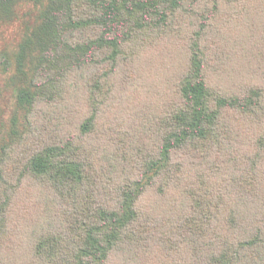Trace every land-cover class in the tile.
<instances>
[{"label":"trees","instance_id":"1","mask_svg":"<svg viewBox=\"0 0 264 264\" xmlns=\"http://www.w3.org/2000/svg\"><path fill=\"white\" fill-rule=\"evenodd\" d=\"M25 5L0 264H264V0Z\"/></svg>","mask_w":264,"mask_h":264},{"label":"rangeland","instance_id":"2","mask_svg":"<svg viewBox=\"0 0 264 264\" xmlns=\"http://www.w3.org/2000/svg\"><path fill=\"white\" fill-rule=\"evenodd\" d=\"M36 15V9L32 6H22L17 14L18 20L13 27L0 32V51L5 50L10 53L8 69L5 70L0 64V146L12 139V130L18 129L20 131L24 126L23 114L15 106V90L22 86V82L15 79L16 73L12 55L16 49V44L24 36L25 28L34 23Z\"/></svg>","mask_w":264,"mask_h":264}]
</instances>
